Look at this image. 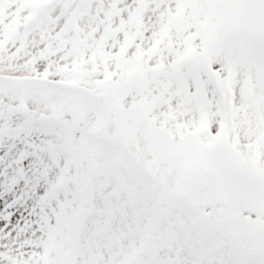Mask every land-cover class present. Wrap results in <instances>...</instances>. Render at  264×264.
I'll return each instance as SVG.
<instances>
[{"label": "snow or ice", "instance_id": "6c2138e0", "mask_svg": "<svg viewBox=\"0 0 264 264\" xmlns=\"http://www.w3.org/2000/svg\"><path fill=\"white\" fill-rule=\"evenodd\" d=\"M0 264H264V0H0Z\"/></svg>", "mask_w": 264, "mask_h": 264}]
</instances>
